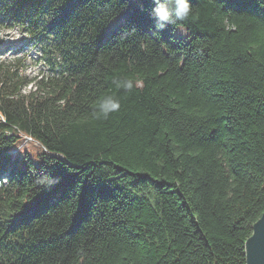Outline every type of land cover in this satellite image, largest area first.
Returning <instances> with one entry per match:
<instances>
[{
	"label": "trees",
	"instance_id": "obj_1",
	"mask_svg": "<svg viewBox=\"0 0 264 264\" xmlns=\"http://www.w3.org/2000/svg\"><path fill=\"white\" fill-rule=\"evenodd\" d=\"M190 3L157 32L151 0H0V26L24 25L49 67L0 59V264H246L264 0ZM107 95L119 110L94 118Z\"/></svg>",
	"mask_w": 264,
	"mask_h": 264
},
{
	"label": "clouds",
	"instance_id": "obj_2",
	"mask_svg": "<svg viewBox=\"0 0 264 264\" xmlns=\"http://www.w3.org/2000/svg\"><path fill=\"white\" fill-rule=\"evenodd\" d=\"M153 7L151 14L155 21V30L163 31L168 25H176L178 21L188 20L193 15L190 0H151ZM117 90L130 91L133 88V81L129 79H117L113 81ZM119 99L113 95L102 98L97 105V110L93 113L96 119H107L111 113L120 108ZM51 178L40 177L37 183L46 184Z\"/></svg>",
	"mask_w": 264,
	"mask_h": 264
},
{
	"label": "rangeland",
	"instance_id": "obj_3",
	"mask_svg": "<svg viewBox=\"0 0 264 264\" xmlns=\"http://www.w3.org/2000/svg\"><path fill=\"white\" fill-rule=\"evenodd\" d=\"M116 25L117 23H113L112 28ZM29 37L28 31L24 29V25L21 23L12 24L4 28L0 26V39L2 40L0 49H6L0 51V59L13 58L17 54L14 50L20 48L21 51L18 52L19 54H28L26 60L27 66H25L26 72L32 77L40 76L43 73L46 74V72L49 71L47 61L43 57L40 46L32 44V42L29 41ZM30 87L31 85H28L26 90ZM31 144L32 143H30V145ZM14 153L16 154L17 150H14Z\"/></svg>",
	"mask_w": 264,
	"mask_h": 264
},
{
	"label": "water",
	"instance_id": "obj_4",
	"mask_svg": "<svg viewBox=\"0 0 264 264\" xmlns=\"http://www.w3.org/2000/svg\"><path fill=\"white\" fill-rule=\"evenodd\" d=\"M245 246L246 264H264V212L254 222L253 231L247 238Z\"/></svg>",
	"mask_w": 264,
	"mask_h": 264
}]
</instances>
